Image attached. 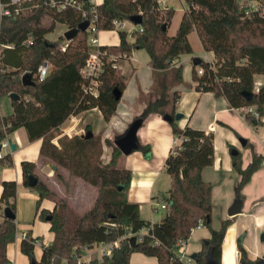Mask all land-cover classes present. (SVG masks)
Listing matches in <instances>:
<instances>
[{"label": "trees", "instance_id": "16d2710c", "mask_svg": "<svg viewBox=\"0 0 264 264\" xmlns=\"http://www.w3.org/2000/svg\"><path fill=\"white\" fill-rule=\"evenodd\" d=\"M43 1L47 0H40L37 7H25L16 18H4L0 23V43L13 45L3 51L0 61V98L11 93L20 96L18 101L12 102V114L2 117L10 124L6 132L11 134L25 128L29 141L41 139L40 161L56 167L54 177L64 188V193L59 192L39 177L35 163L22 162L24 186L39 195V219L47 221L52 217L48 222L54 234L49 245L41 243L42 254L37 259L35 242L40 239L26 233L20 244L22 254L28 257L29 264H79L84 249L119 241L111 255H102L81 264H131L134 253L155 257L157 264H184L177 255V244L186 242L193 228L203 221L211 236L198 252L196 264H222L223 240L233 220H222L217 230L212 227L213 186L202 176L203 169L214 164V133H205L189 125L179 126L175 116L180 92L173 87L183 82V66L171 68V64L181 55L193 53L189 35L196 31L204 50L213 52L215 59L212 67L201 60L198 66L204 69L202 75H198L197 66L193 68L195 90L211 92L216 98L223 97L233 109L254 106L263 118L264 85L255 92V76L264 75V13L246 14L237 0H184L188 7L176 33L169 35L168 27L175 10L161 9L158 0H103L100 5L84 0L82 10L67 7L61 11L44 5ZM37 2L33 0L28 6ZM261 2L264 6V0ZM139 14L143 17L142 31L133 33L132 42L125 31L118 30V46H101L109 56L104 57L99 95L85 94L81 69L92 49L88 43L89 31H80L68 42L65 50L62 49L66 42L64 36L52 41L47 35L56 31L59 24L75 29L82 22L87 20L90 24L94 19L98 31L115 30V22L129 21L131 16ZM164 24L167 26L165 30L162 28ZM139 49L146 50L150 56L154 83L148 94L140 95L144 108L135 119L143 122L151 114L163 118L167 115L165 120L170 123L178 141L165 162V169L171 176L166 198L168 213L154 225L141 218L139 204L127 200L132 173L125 167L118 168L116 157L122 152L113 141H104L113 149L108 162L102 160V133L89 138L73 136L62 142L60 148L52 142L58 128L71 116L83 111L98 108L105 122L111 120L121 100L115 99L114 91L122 93L128 81V77L114 65L120 58H129ZM45 59L52 63L48 77L39 81L32 76L34 84L24 85L23 75L35 73ZM242 92H252L255 96L247 101ZM248 114L244 112L242 116L252 123ZM257 125H262L261 119L257 120ZM6 132L0 127V146ZM88 132H92L90 126L85 128L84 135ZM229 149L231 152L235 147L230 145ZM137 150L145 156L151 155L149 145H139ZM231 158L233 168L241 176L234 189L236 204L240 206L244 202L242 190L263 160L254 156L243 169L240 151L231 154ZM0 165L13 167L12 156L1 154V149ZM32 175L38 177V182L30 187L28 181ZM73 178L97 189L93 204L82 212L74 208L68 194ZM1 186L0 264H11L7 247L16 240L17 225L15 220L4 218L3 210L10 207L15 212L18 185L15 181H3ZM44 199L55 203L52 211H39ZM142 227H149L150 232L138 241L134 235ZM133 237L136 241L131 244ZM237 245L241 264L255 263L247 258L241 240Z\"/></svg>", "mask_w": 264, "mask_h": 264}, {"label": "crops", "instance_id": "0c3cea01", "mask_svg": "<svg viewBox=\"0 0 264 264\" xmlns=\"http://www.w3.org/2000/svg\"><path fill=\"white\" fill-rule=\"evenodd\" d=\"M158 1L161 9L173 8L175 10L168 31L172 27L177 31L182 15L188 5L184 0H180L181 7L171 6L170 0ZM91 2L93 5H100L103 0H91ZM58 26H60L58 29V32H60L57 38L67 29L65 25L59 24ZM116 26L115 30H101L98 32L99 46H118L120 44L118 30L125 31L128 34L129 41L132 42L134 40L133 33L138 31L139 28L131 21L119 22ZM189 42L193 53L183 54L171 64V68H177L179 65L183 66V82L173 87V90L180 92L177 112L183 114V118L177 122L181 127L189 125L205 133L209 131L214 133V164L205 167L202 176L206 182L211 183L213 186L212 227L217 230L222 220H233L223 240L221 262L222 264H241L237 245L239 240L242 241L247 258L251 262L259 259L264 261V240L262 238L264 235V137L258 135V125L255 126L253 123L250 125L248 123L250 120L244 119V116H242L244 111L230 108L223 97L216 98L211 92H198L195 90V82L192 79V70L195 67L194 58L198 57L210 63L214 62L215 56L213 52L204 50L196 31L189 35ZM116 66L128 77V81L111 120L108 123L105 122L100 110L93 108L71 116L66 121L76 120L84 132L85 128L90 126L93 134L102 133L103 143L106 139L114 142L118 137L125 134L130 124L143 111L144 103L140 100V95H146L153 89L154 75L150 66V56L146 50L139 49L134 51L129 58H120ZM255 81L256 85H264V75H256ZM6 97L8 99H5ZM6 97L0 98V115L2 117L13 112L12 101L9 96ZM261 120L264 123V118ZM241 137L247 140L245 146H242L239 142ZM9 138L10 149L3 151L1 154L12 156L13 167L0 165V196L2 182L15 181L18 185L17 196L14 200L17 234L30 232L34 238H39L42 244L49 245L54 239V234L50 230V223L39 219V212L37 211L39 195L24 186L22 162H33L40 171L48 169L47 177L49 181L59 188L52 179L56 167L51 163L40 161L42 140L29 141L25 128L14 131ZM136 142L138 145H149L151 155L145 156L137 149L129 155L122 153L121 156L116 157L117 166L118 168L125 167L132 173L131 184L127 191V200L139 204L141 218L154 225L161 222L168 213V210L154 212L153 208L156 203L166 202L168 197L171 176L165 169V162L171 149L178 141L175 139L170 123L160 115L151 114L139 126ZM12 145L16 146L14 151ZM230 145L241 152L243 169L252 162L254 156L261 157L263 160L261 167L244 186L242 190L244 202L240 206L236 204L234 189L241 180V176L233 168ZM105 151H109L110 160L113 149L104 143L103 152ZM69 191H72L71 185ZM69 197L74 208L77 209L75 204L77 196L69 194ZM234 206L239 207L240 210L231 215V209ZM54 208L55 203L53 201L44 199L40 202L39 211L42 209L52 211ZM195 230H192L191 236L185 242L182 250H177V255L184 264H196L194 255L197 256L206 239L211 236L205 225ZM22 240L23 238L17 237L15 242L7 247V255L11 260V264H29L28 257L22 254L20 250ZM35 248L36 258L39 259L42 254V246H35ZM101 256L102 253L99 258ZM91 257L88 261L94 259ZM190 259L191 262H189ZM157 263V258L145 256L141 253H134L131 256V264Z\"/></svg>", "mask_w": 264, "mask_h": 264}, {"label": "built area", "instance_id": "2783aa9c", "mask_svg": "<svg viewBox=\"0 0 264 264\" xmlns=\"http://www.w3.org/2000/svg\"><path fill=\"white\" fill-rule=\"evenodd\" d=\"M33 0H0V23L4 18H16L18 15L21 14L23 10H25V7H37L39 5V1L36 4H32L28 6L29 2ZM239 5L241 6L242 9L245 10L246 14H250L253 12H260L264 13V6L262 5L261 0H237ZM90 4H92L91 0H88ZM44 5H48L52 8H55L57 10H64L67 7H73L77 10H82L83 5H84V0H64V1H57V0H47L43 1ZM95 20V19H94ZM94 20L92 23L89 24L88 31H89V37H88V43L91 46V51L89 53V57L85 63V65L81 69V75L85 81L84 86H83V92L85 94H90L93 95L94 97H97L99 95V87H100V76L103 72V65H104V57L109 56L107 51H103L101 49V46L98 45V29L95 26ZM116 25L119 22H115ZM139 28L138 30L142 31L141 25H138ZM68 30V28L62 32L61 36H64V33ZM52 40V39H50ZM54 41V40H52ZM68 40L63 44L62 49L65 50L68 46ZM13 45L9 44H3L0 43V61L1 57L3 54V51L5 49H10L12 48ZM115 58V56H110ZM209 63V62H208ZM211 67L214 64V62H210ZM114 67L117 68L116 64ZM52 70V63L45 59L37 68L35 73L32 74V76L35 77V79L39 81H43L48 77ZM197 73L198 75H202L204 73V69L201 66L197 67ZM261 86L256 85L255 92H258L259 88ZM242 111L245 113H250L252 116V119H262L259 115V112L257 111L256 108L252 107H244L241 108ZM0 127L6 132L7 129L10 127L9 123H6L2 116H0ZM85 134L82 128L79 127V124L76 120L71 119L68 122H65L63 125H61L58 130L55 132V137L52 139V142L54 145L57 147H61V143L64 142L65 140L72 138L73 136ZM10 134L6 132L5 138L1 142V153L5 150L10 149ZM108 162V161H107ZM169 206L166 202H159L156 203L153 211L154 212H159L160 210H168ZM204 226L203 221H199L197 226L194 229H199ZM150 232L149 227H142L141 230L135 234L138 238V241L143 240V235L148 234ZM132 236V235H131ZM21 237V238H26V233L22 234H16V238ZM185 242H179L178 249L182 250ZM119 241L111 242V243H99L95 244L94 246L100 247V251L102 255H111L113 249L115 247H118ZM35 246H41V242L37 240L35 242ZM93 246V247H94ZM192 260L190 259L189 262ZM81 264V262H79Z\"/></svg>", "mask_w": 264, "mask_h": 264}, {"label": "water", "instance_id": "95a60500", "mask_svg": "<svg viewBox=\"0 0 264 264\" xmlns=\"http://www.w3.org/2000/svg\"><path fill=\"white\" fill-rule=\"evenodd\" d=\"M129 21H131L132 23H134L135 25H142L143 23V17L141 14L139 15H133L129 18ZM89 27V21H84L82 22L77 28L75 29H68L65 33H64V37L66 40L70 41L72 39H74L76 37V35L80 32V31H86ZM162 28L165 30L167 29V26L164 24L162 26ZM201 63V59L196 57L194 58V65L198 66ZM22 82L24 85H28V84H34V81L32 79V73L31 72H27L23 75L22 77ZM242 95L245 97V99L247 101H250L255 94L252 92H242ZM114 96L116 100H119L122 96V93L118 90L114 91ZM10 99L12 102L14 101H18L20 99V96L16 93H11L9 95ZM168 116L166 115L164 117V119H167ZM183 118V114L181 113H177L175 116L176 121H180ZM141 119H135L129 126V128L127 129V131L125 132L124 135H122L121 137H118L114 143L115 145L118 147V149L124 154V155H129L131 154L133 151H135L136 149H138L139 145L136 142V134H137V130L139 128V126L141 125ZM253 125L257 126V120H253L252 121ZM93 135V132H88L86 135H82L85 138H89ZM239 142L241 143L242 146H245L247 143V140L243 137L239 138ZM16 149L15 145H12V150L14 151ZM238 153L237 149H234L231 151V154L235 155ZM38 182V177L36 176H30L29 177V181L28 184L30 187H33L37 184ZM237 210H240V208L234 206L231 209V215H234L237 213ZM3 216L6 219H10V220H15L16 219V214L15 212L10 208V207H5L4 211H3ZM52 217H48L47 221H50ZM263 240H264V235H263ZM136 238L133 237L130 239V243L133 244L135 243ZM197 259V256L194 255V260ZM209 264H216L214 262H209ZM242 264H264V261L262 259L255 261V263H242Z\"/></svg>", "mask_w": 264, "mask_h": 264}, {"label": "rangeland", "instance_id": "374dc122", "mask_svg": "<svg viewBox=\"0 0 264 264\" xmlns=\"http://www.w3.org/2000/svg\"><path fill=\"white\" fill-rule=\"evenodd\" d=\"M169 2H171V6L173 7H181L182 4L180 2V0H170ZM60 28V26H58V28L56 29V31L50 33L49 35H47V37L49 39L52 40H56L57 39V35L59 34L58 29ZM176 29L173 27L170 28V30L168 31L169 35H174L176 33L175 31ZM198 67V66H197ZM197 69V68H196ZM264 84V83H263ZM5 99H8V97H6ZM244 114V112H242ZM252 116V115H251ZM249 117V114H248ZM264 118V117H263ZM249 119V118H248ZM262 121V120H261ZM248 122V121H247ZM250 125L252 124L251 122H248ZM258 135L264 137V123L262 122V125H258ZM112 149V148H111ZM110 151V150H109ZM109 151H105L103 152V156H102V160L104 162H107V160H109L110 157V153ZM39 171V177L42 180L48 181L50 184H52L49 181V178L47 177L49 170L47 169L46 171L42 170H38ZM64 173L66 174V172L64 171ZM52 179L54 180V182L59 186V188L52 184L59 192H63L64 188L63 186L60 185V183L57 181V179H55V177L53 176ZM74 180V181H73ZM71 188L72 191H69L68 194L74 196L76 195L77 198H75V204H76V210L79 212L84 211L86 208L90 207L91 204H93L94 199L97 196V189L94 188L93 186H91L88 183L82 182V180H78V179H72V184H71ZM64 193V192H63ZM81 193L79 196L78 194ZM164 214V213H161ZM195 230V229H194ZM197 231V230H195ZM38 252V250H37ZM91 254V255H90ZM101 255V251H100V247L96 246L94 248H91L89 250L84 249L81 253V262H87L89 257L92 256L94 259L99 258ZM91 257V258H92Z\"/></svg>", "mask_w": 264, "mask_h": 264}]
</instances>
